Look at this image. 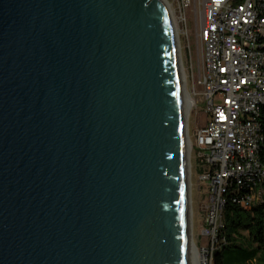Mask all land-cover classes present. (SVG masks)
<instances>
[{"label": "water", "instance_id": "1", "mask_svg": "<svg viewBox=\"0 0 264 264\" xmlns=\"http://www.w3.org/2000/svg\"><path fill=\"white\" fill-rule=\"evenodd\" d=\"M189 184L163 0H0V264H190Z\"/></svg>", "mask_w": 264, "mask_h": 264}, {"label": "built area", "instance_id": "2", "mask_svg": "<svg viewBox=\"0 0 264 264\" xmlns=\"http://www.w3.org/2000/svg\"><path fill=\"white\" fill-rule=\"evenodd\" d=\"M176 2L187 38V8L194 4L198 13L202 61L196 72L187 40L186 91L191 112L207 105V123L190 135V148L209 197L203 235L213 255L228 203L246 210L264 204V0Z\"/></svg>", "mask_w": 264, "mask_h": 264}, {"label": "rangeland", "instance_id": "3", "mask_svg": "<svg viewBox=\"0 0 264 264\" xmlns=\"http://www.w3.org/2000/svg\"><path fill=\"white\" fill-rule=\"evenodd\" d=\"M167 5L168 12L173 24L175 38L177 40L179 51H180V66L181 71L184 74L185 88L187 89V74L189 73L190 53L187 50V40L191 44V53L193 58V64L195 71L198 72V62L202 61V45L198 47L197 44V24H198V13L196 12L195 5L191 4L187 8V29L189 37L187 38L184 34V24L181 21L178 3L176 0H163ZM199 13L201 8L198 7ZM183 69V70H182ZM207 108L206 103H200L198 110L190 111L187 120L188 138L190 135L194 139V135L199 125L204 126L207 123L208 115L205 111ZM192 149L189 146V161H190V221H191V234L192 243L196 245L200 256H204L207 264H213L212 258V245L209 238L203 235V229L206 226V210L208 202V193H206V185L202 184L199 180L198 171L196 169V161H191ZM222 250L221 248H217ZM204 253V254H203Z\"/></svg>", "mask_w": 264, "mask_h": 264}, {"label": "trees", "instance_id": "4", "mask_svg": "<svg viewBox=\"0 0 264 264\" xmlns=\"http://www.w3.org/2000/svg\"><path fill=\"white\" fill-rule=\"evenodd\" d=\"M225 223L213 264H264V204L246 210L229 202Z\"/></svg>", "mask_w": 264, "mask_h": 264}, {"label": "bare ground", "instance_id": "5", "mask_svg": "<svg viewBox=\"0 0 264 264\" xmlns=\"http://www.w3.org/2000/svg\"><path fill=\"white\" fill-rule=\"evenodd\" d=\"M176 44H177V49H178V54H179V59H180V51H179L180 49H179L177 40H176ZM181 80H182V109H183V122H184V132H185V154H186L187 170H188V178H189L190 161H189L188 151H189V146H190V139L188 138L187 120H188V115H189L190 99H189V95H188L186 88H185L184 74L182 71H181ZM189 186H190V184H189ZM190 215H191V212H190ZM191 228L192 227H191V221H190V233L192 232ZM204 256H206V254H204ZM204 256H200L196 245L192 243V234H191V237H190V264H207Z\"/></svg>", "mask_w": 264, "mask_h": 264}]
</instances>
